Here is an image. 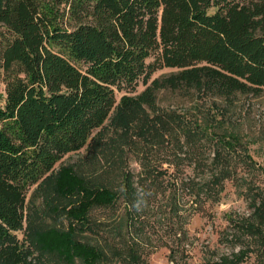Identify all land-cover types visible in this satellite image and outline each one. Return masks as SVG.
Here are the masks:
<instances>
[{"label": "trees", "instance_id": "16d2710c", "mask_svg": "<svg viewBox=\"0 0 264 264\" xmlns=\"http://www.w3.org/2000/svg\"><path fill=\"white\" fill-rule=\"evenodd\" d=\"M162 68L171 70L153 75ZM165 87L264 95V0H0V264L28 263L17 230L30 187L95 138L114 108L155 109ZM199 124L218 142L216 159L245 143L221 117ZM244 187L251 211L240 225L256 242L254 264H264V187ZM130 211L114 224L119 236ZM73 241L66 255L82 264H141L129 236L106 247ZM250 250L211 264H239Z\"/></svg>", "mask_w": 264, "mask_h": 264}, {"label": "rangeland", "instance_id": "374dc122", "mask_svg": "<svg viewBox=\"0 0 264 264\" xmlns=\"http://www.w3.org/2000/svg\"><path fill=\"white\" fill-rule=\"evenodd\" d=\"M155 100V109L114 108L95 138L65 153L30 187L17 230L27 264H82V257L66 255L73 240L106 247L125 236L141 264H211L249 247L239 264H254L256 242L240 223L251 211L244 186L264 187V95L235 92L227 98L206 88L165 87L156 90ZM214 117L245 141L223 149L219 159L218 142L198 128ZM126 204L133 223L119 236L114 224Z\"/></svg>", "mask_w": 264, "mask_h": 264}]
</instances>
